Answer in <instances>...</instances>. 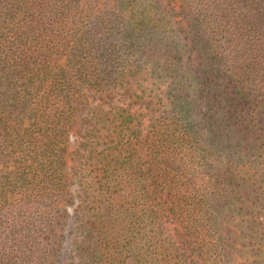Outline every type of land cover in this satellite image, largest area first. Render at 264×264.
Masks as SVG:
<instances>
[{
	"label": "trees",
	"instance_id": "trees-1",
	"mask_svg": "<svg viewBox=\"0 0 264 264\" xmlns=\"http://www.w3.org/2000/svg\"><path fill=\"white\" fill-rule=\"evenodd\" d=\"M135 79L167 101L142 136ZM74 171L73 264H264V0H0V264L65 257Z\"/></svg>",
	"mask_w": 264,
	"mask_h": 264
},
{
	"label": "rangeland",
	"instance_id": "rangeland-1",
	"mask_svg": "<svg viewBox=\"0 0 264 264\" xmlns=\"http://www.w3.org/2000/svg\"><path fill=\"white\" fill-rule=\"evenodd\" d=\"M132 88L135 89V87L142 84V87H146V92L143 94L144 99L138 100L137 103H133L131 106H129V110L131 113H133L136 116V121H134V128L136 130V136L139 133L140 130V136L146 133L149 121L152 117L155 116L157 112H159V109L162 106L167 105V101L165 99V96L161 93L160 90L157 88H151L150 82H142L138 79L132 80ZM138 82V83H137ZM137 92H139V89H135ZM156 95V96H155ZM160 97L159 98H157ZM108 100H104L99 97L98 94H89L87 96L86 101L82 102V105L84 106L83 110L79 112L80 117H86L88 116V111H90L94 106L96 105H102L106 109L112 108V107H119V106H127L129 104V99L126 96H121L119 94H114L109 97H107ZM160 100V103L158 101ZM106 101H109L106 103ZM102 103V104H100ZM134 128H132L130 131L134 132ZM138 130V131H137ZM82 132V131H81ZM88 140L83 138H77L76 136L71 137L69 150L73 153H76L79 151L80 153L84 152L85 149L76 148L79 143H86L87 150L89 149L90 144L92 146H98L95 141H93V137H87ZM92 142V143H91ZM96 155V154H95ZM97 156V155H96ZM115 157H119L117 153H115ZM77 156L71 157V162H76ZM144 157L142 154L135 155V153L129 158L128 164H132L133 162L137 161L142 162ZM71 170V169H68ZM80 171V170H79ZM74 176L72 177V181L70 182V194L72 196L71 201H68L67 205L65 206L68 210L69 220L70 223H68V226H66L65 230H69L67 234H65V238L62 241V249L65 250V257L60 256V259L58 262H55L54 264H73L78 260V254L74 252V247L76 244L79 243V240L82 239V237L85 235V221L87 219L86 210L85 207L88 204V197L85 194V189L82 187L81 184H79V173L77 174L75 171L73 172ZM72 174V175H73ZM163 232L165 236L169 237L172 242H174L175 238V225L173 224V221L171 218H166V220H163ZM180 249L183 250V252L186 254L187 261L190 262V264H203L199 255L195 250H193L190 247L187 246H179Z\"/></svg>",
	"mask_w": 264,
	"mask_h": 264
}]
</instances>
